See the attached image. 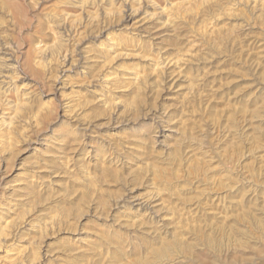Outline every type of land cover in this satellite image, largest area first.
<instances>
[{"label": "rangeland", "instance_id": "obj_1", "mask_svg": "<svg viewBox=\"0 0 264 264\" xmlns=\"http://www.w3.org/2000/svg\"><path fill=\"white\" fill-rule=\"evenodd\" d=\"M0 264H264V0H0Z\"/></svg>", "mask_w": 264, "mask_h": 264}, {"label": "bare ground", "instance_id": "obj_2", "mask_svg": "<svg viewBox=\"0 0 264 264\" xmlns=\"http://www.w3.org/2000/svg\"><path fill=\"white\" fill-rule=\"evenodd\" d=\"M167 249H169V248H167Z\"/></svg>", "mask_w": 264, "mask_h": 264}]
</instances>
